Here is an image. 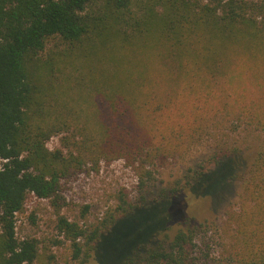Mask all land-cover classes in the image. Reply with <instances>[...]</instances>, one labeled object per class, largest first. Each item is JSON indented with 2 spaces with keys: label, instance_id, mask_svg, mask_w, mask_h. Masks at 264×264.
Returning <instances> with one entry per match:
<instances>
[{
  "label": "trees",
  "instance_id": "16d2710c",
  "mask_svg": "<svg viewBox=\"0 0 264 264\" xmlns=\"http://www.w3.org/2000/svg\"><path fill=\"white\" fill-rule=\"evenodd\" d=\"M56 38L66 48L47 51ZM137 52L180 81L204 83L210 104L194 111L161 105L156 85L163 77ZM233 65L250 68L256 79L264 74L263 1L0 0V264L37 260V239L15 235V214L29 193L57 206L62 180L88 163L94 170L101 159L119 157L136 165L144 195L89 231L60 217L57 227L74 259L83 253L81 264L88 262L118 220L167 205L173 213L165 224L122 264H191L187 245L204 224L190 226L189 213L211 178L223 174L224 189L244 165L239 212L227 216V247L238 264H264V92L236 105L225 87ZM99 97L114 112L111 127L100 118ZM235 116L262 131L255 152L221 149L150 196L145 164L179 155L213 123ZM57 134L60 147L48 149ZM174 219L181 227L172 233Z\"/></svg>",
  "mask_w": 264,
  "mask_h": 264
},
{
  "label": "rangeland",
  "instance_id": "374dc122",
  "mask_svg": "<svg viewBox=\"0 0 264 264\" xmlns=\"http://www.w3.org/2000/svg\"><path fill=\"white\" fill-rule=\"evenodd\" d=\"M64 48L66 45H61L57 38L49 39L46 45L47 51H60ZM137 54L148 60L150 70L155 76L163 77L162 83L156 85V89L161 92V105L169 106L170 109L183 106L194 111L196 107L207 106L212 101L204 83L200 82L195 87L194 82H190L192 78L188 82L180 81L174 74L162 72V65L150 60V55L145 56L139 52ZM231 68L232 79L225 82L228 93L235 96L236 105H247L250 102L252 104L260 93L264 92V87H260L264 74L261 76L256 73L259 76L256 79L248 67L233 65ZM94 91L96 93L99 89ZM103 100V97L98 98V112L104 124L111 127L112 122L109 121L114 117V112L111 113L106 108ZM220 100L218 97L216 101ZM237 119L235 116L229 122L213 123L193 145L181 147L179 155L167 157L163 161L160 158L153 160V165L145 164L146 169L151 172L148 181L150 196L168 190L173 183L179 182L190 168L208 164L221 149L230 152L243 151L246 155L255 152L263 139L262 131L255 127L248 128ZM60 137L61 134L50 137L46 147L50 150L60 147ZM237 160L239 162V159ZM2 162L0 158V167ZM135 166L132 160L122 157L101 159L94 170L88 163L81 173L61 181V199H58L57 206L49 200L39 199L29 193L23 210L15 214V235L20 240L27 237L37 239L38 257L33 264H81L84 255L81 253L77 259L73 258L74 248L70 240L66 239L57 227L59 218L63 217L79 228L89 231L109 213L116 214L115 209L118 206L127 207L129 203H136L144 192L139 186V175ZM243 166L239 169L241 172L237 177L229 180L224 189L221 180L223 174L211 178L203 196H199L200 201H197L189 213L190 226L204 224L195 233L192 243L187 245L191 264H238L227 247L226 229L227 216L239 212L243 181L247 177L246 168ZM216 197L218 198L212 202ZM166 206L155 205L118 220L110 233L97 243L92 258L83 264H122L127 256L141 244H145L153 231H158L159 226L165 224L173 213V208L167 206L166 209ZM176 221L174 219L172 233L181 227ZM84 240L85 238H80L78 242L82 244Z\"/></svg>",
  "mask_w": 264,
  "mask_h": 264
},
{
  "label": "built area",
  "instance_id": "2783aa9c",
  "mask_svg": "<svg viewBox=\"0 0 264 264\" xmlns=\"http://www.w3.org/2000/svg\"><path fill=\"white\" fill-rule=\"evenodd\" d=\"M33 196H34V194L33 193H31ZM34 197H36V196H34Z\"/></svg>",
  "mask_w": 264,
  "mask_h": 264
}]
</instances>
